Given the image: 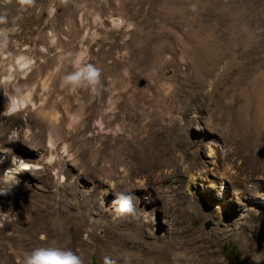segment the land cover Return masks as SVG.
I'll list each match as a JSON object with an SVG mask.
<instances>
[{
    "label": "rangeland",
    "instance_id": "obj_1",
    "mask_svg": "<svg viewBox=\"0 0 264 264\" xmlns=\"http://www.w3.org/2000/svg\"><path fill=\"white\" fill-rule=\"evenodd\" d=\"M0 14L10 21L19 17L8 50L33 60L29 70L17 74V82L44 98L35 108L0 116V139L11 138L13 129L20 136L12 146L0 141V163L9 160V150L40 162L49 149L66 163L65 176L50 170L48 178L36 172L57 158L29 164L25 171H19L23 166L10 169L17 182L0 195V236H16V227H25L38 212L78 211L76 221L86 226L77 253L84 264H101L108 246L104 225L130 224L127 215H103L114 207L92 197L91 182L124 191L145 177L156 198L150 202L143 199L144 191L136 192L143 205L135 202L133 218L144 223L137 245H148V256L164 242L160 238L195 239L204 233L220 238L212 248L218 256L210 257V264H260L262 257L246 253L232 232L248 221L249 235L264 247V216L247 219L250 206L264 212V0H33L30 6L0 0ZM110 18L119 22L112 24ZM198 37H206L211 52L207 78L191 65L196 64L192 42ZM58 50H82L89 63L113 64L114 75L105 79L89 120L76 97L60 88L58 77L53 86L47 80ZM85 92L83 106L96 97ZM5 104L0 93V110ZM223 173L232 178L230 189L219 177ZM69 175L84 180L76 182ZM198 211L204 215L199 221ZM85 218L100 224L88 228ZM31 237L33 244L27 239L24 249L39 246L43 236L34 231ZM132 246L128 240L125 247ZM2 250L13 254L12 263L23 252L7 239L0 240Z\"/></svg>",
    "mask_w": 264,
    "mask_h": 264
},
{
    "label": "bare ground",
    "instance_id": "obj_2",
    "mask_svg": "<svg viewBox=\"0 0 264 264\" xmlns=\"http://www.w3.org/2000/svg\"><path fill=\"white\" fill-rule=\"evenodd\" d=\"M110 20L112 24L113 23L117 24L119 22L118 19H114V18H110ZM198 30H200V28H198ZM201 34H203L202 31H201ZM200 38L201 39L203 38V40L198 41ZM200 38L198 37L197 38L198 40L194 39L193 40L194 42H192L191 40V42L194 43V46L192 47V49L194 48L193 53H192V60L196 62V64H194L192 61L191 65H192L193 70H196V68L200 69V71L204 73V78H207L208 76L207 68H209L208 66L211 64L210 63L211 60L209 58L211 56L210 54L211 52L207 50L206 40H205L206 37L205 38L200 37ZM189 39H192V37L189 36ZM190 51H191V45H190ZM50 63H51L50 66H55V68L53 69V71L49 73V75L47 76V80L49 81L50 86H53V84H55V79L57 77L60 79L61 76L65 73L66 69L64 65L58 66L57 60H50ZM95 65H97L101 70L100 77H99L100 82L98 85L99 91H98V94H96V97L93 98L88 104L83 106L85 102V98H86L85 89H79L77 90L76 93H71L72 96L76 97L79 104L82 107H84L83 110L86 111L85 112L86 115H84L86 120H89L91 118L94 106L101 100V97H102L101 93H102V88L104 87L105 79L111 75H114L113 74V68H114L113 64H111L110 67H108L103 63V61H101L100 64L96 63ZM195 82H198V80ZM43 83L45 84V82ZM108 84L111 87H113L114 80L110 78ZM203 84H204L203 79H200V85H203ZM90 95H91L90 98L94 96L92 94ZM53 108H58V104L54 103ZM0 111H3V110H0ZM40 111H42L41 108L37 111L38 114H40ZM0 116H8V115H0ZM40 126H44V124H41ZM54 126H55L54 128L55 131L57 132L61 131L60 122ZM18 131L19 130L17 129L15 135L12 134L11 138L3 137L0 139V141L12 146L14 143L18 141V138L20 137ZM62 149L66 151V148L64 146L62 147ZM38 154L41 155V152H39ZM50 156H54L55 159L57 158L58 162L56 161V163L54 162V164L43 166L42 171L40 170L41 167H38L37 169L40 171H37L36 173L48 178L50 177L49 176L50 170H56L59 176H65L66 175V170H65L66 163H64V161L59 156L56 157V152L51 149L48 150V154L44 156V158L42 159L48 161V158ZM7 157H9V160L7 162L0 163V172L5 168L15 169V166H18V167L23 166L21 169H19V171H25L26 167L29 164L38 165V164H42L43 162L41 161L42 159L40 160V162H38L36 159H30L31 157L16 154V151H13V150H9ZM67 157H70V155H67ZM14 158L17 160H15ZM34 162H38V163H34ZM67 177L68 179L73 178L74 181L76 182H78L79 180H84L79 175H75V176L69 175ZM199 177H201V174H198V178ZM219 177H221V181L226 180L228 182L229 189L230 187H232L233 182L229 174L223 173V174H220ZM191 179L192 180L194 179L193 176L191 177ZM208 183L211 186H214L215 184L213 180L208 181ZM97 184L91 182V185L95 189L92 192V197H93V194L94 196L95 195L98 196V199L101 202L104 200L112 201L114 199L112 192L123 191L122 189L117 190L110 183L108 184L102 183L100 185H97ZM134 184H135L134 186L128 188L131 196L133 197L132 202L134 204L132 205L134 208L137 207L136 204H138V202L139 204L142 203L143 205V202H140V198L135 197L134 195L139 190L145 192L144 193L145 197L143 199H147L150 202L155 200L156 196L153 193L154 186L152 185L150 180H148L145 177H140L134 182ZM81 185H83L84 188L87 187L86 184L84 185L81 183ZM126 190H127V187H125L124 191ZM105 192H107L106 195L104 194ZM74 194L75 192H73L72 190V195ZM261 198L264 199V196H262ZM87 200L88 199H86V201ZM93 202L94 201L90 199L88 203L92 204ZM49 210H50V207H49ZM103 211H104L103 215L107 214V216H117V214L115 213V209H108V210H103ZM248 211H249V216L247 217L248 220L254 221L264 216L263 211H260L258 208L253 207V206L248 207ZM78 215H79L78 211L71 212V211L64 210V209L60 210L59 208L55 210H50V211L38 212L34 216L33 214L32 216H29V220H26V222H24L25 227H20V229L16 227L15 229L17 233L16 236L1 235L0 240L2 241L3 239H7L11 241V243L16 244L20 250L25 251L27 250V249H24L25 241H27L28 239L29 243L33 244L34 240L32 239L31 235L35 231L36 233L41 234L43 236L41 241L39 242V246L51 245V246H57V247H66L70 249L76 247L79 249L76 252L79 253L82 248L81 245L83 244V241H79V235L83 231V229H85L86 225L83 222L80 224V221H76V219H79ZM127 216H128V220L130 224V226L127 228L122 226V220L118 227H115L114 226L115 224L104 225L106 226V235H105L106 239H104V243L105 245L108 244V246H106V248H104L102 251H106L107 252L106 254L108 256L115 259L116 264H123V259L120 258V255L122 254H125V257L129 259L130 264H210L209 258L214 257V255L215 257L218 256L217 253L219 252L217 251V249L215 250L212 248L219 244L220 238L216 236H212V235L207 236L204 233H200L199 236L195 239L194 238L187 239L186 237L182 239H178V240H176L175 237L174 239L171 237L160 238L158 241H164V242L160 245H157L156 250L152 251L151 254L148 256L147 252L150 251L146 248V246L148 245L146 244L137 245L138 234L141 232L142 230L141 227L144 225V223L143 222L139 223L136 219L133 218V215H127ZM203 216L204 215H202L201 211H198L197 220L199 221L201 217ZM84 220L88 228H92L94 225L100 224L98 223V221H95V220L88 221L86 220V218ZM247 222L241 227H238V228L234 227L232 235L238 238L239 242L242 244V247L244 248L246 253H249L252 256L254 255L255 257H262L263 260H261L260 264H264V247L259 248L256 241L251 238V235H249V233L252 232L251 230L252 225L251 224L249 225V222L248 223ZM14 223L17 224V226L19 225V221L17 219ZM233 225H235V223H233ZM113 228H116V230H113ZM128 240L132 241L133 246L131 248L125 247ZM18 243H21V244H18ZM139 247H141V249H139ZM28 249H30V247H28ZM11 255L13 254H7L3 250L0 251V264L1 263L2 264H19L20 260L16 263L11 262Z\"/></svg>",
    "mask_w": 264,
    "mask_h": 264
},
{
    "label": "clouds",
    "instance_id": "obj_3",
    "mask_svg": "<svg viewBox=\"0 0 264 264\" xmlns=\"http://www.w3.org/2000/svg\"><path fill=\"white\" fill-rule=\"evenodd\" d=\"M20 2L30 6L33 0H20ZM49 15H51V11ZM18 18L13 17L10 21L5 14H0V55L5 57V63L0 65V93L6 99V104L0 115L12 116L26 107L35 108L44 102L42 92L36 94L31 86L21 85L17 82V74L29 70L33 64L30 56L14 55L8 50L11 34L18 31V25L15 23ZM50 43H54V40ZM41 50L43 51V49ZM57 61L58 66L67 65L70 67V70H66L60 78V88L66 89L68 93H76L79 89H85L92 95L98 94L101 70L94 63L86 61L82 50L79 52L58 50ZM34 95H37L35 102ZM76 119L77 117H73V122ZM15 133L16 129H13L12 134L15 135ZM54 159V156H50L47 162L51 163ZM16 182L10 168L6 169L3 175H0V195L6 193ZM104 194L106 195L107 192ZM112 194L114 199L111 201V205L118 216L135 214L132 205L133 197L129 190L112 192ZM2 226L0 223V227ZM122 259L123 264H130L127 257ZM19 264H84V260L80 254L70 248L49 245L36 246L23 251ZM101 264H116V260L105 255L101 259Z\"/></svg>",
    "mask_w": 264,
    "mask_h": 264
},
{
    "label": "water",
    "instance_id": "obj_4",
    "mask_svg": "<svg viewBox=\"0 0 264 264\" xmlns=\"http://www.w3.org/2000/svg\"><path fill=\"white\" fill-rule=\"evenodd\" d=\"M209 225H210V224H209V223H207V224L205 225V227H206V228H208V227H209ZM260 232H261V235H262V236H263V238H264V223H263V224H262V226H261V231H260Z\"/></svg>",
    "mask_w": 264,
    "mask_h": 264
}]
</instances>
